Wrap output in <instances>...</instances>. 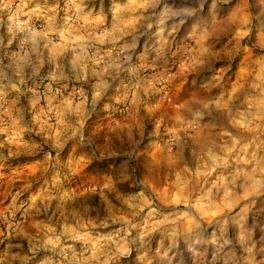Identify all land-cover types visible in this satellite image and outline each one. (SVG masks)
Segmentation results:
<instances>
[{"label":"clouds","instance_id":"obj_1","mask_svg":"<svg viewBox=\"0 0 264 264\" xmlns=\"http://www.w3.org/2000/svg\"><path fill=\"white\" fill-rule=\"evenodd\" d=\"M6 180L0 264H264V0H0Z\"/></svg>","mask_w":264,"mask_h":264},{"label":"rangeland","instance_id":"obj_2","mask_svg":"<svg viewBox=\"0 0 264 264\" xmlns=\"http://www.w3.org/2000/svg\"><path fill=\"white\" fill-rule=\"evenodd\" d=\"M177 92H179V88L177 89ZM100 119L103 120L104 117H101ZM104 126H105L104 123H96L95 124V130L98 132L103 131ZM13 163L14 164H22L24 162L23 161H15ZM9 186H10L9 182L6 180L4 182L3 188H0V207H5L8 203V201L5 199V194L9 188ZM262 219H264V217H262Z\"/></svg>","mask_w":264,"mask_h":264}]
</instances>
